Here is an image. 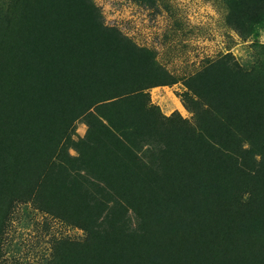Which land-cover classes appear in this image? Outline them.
Returning <instances> with one entry per match:
<instances>
[{
  "label": "trees",
  "instance_id": "16d2710c",
  "mask_svg": "<svg viewBox=\"0 0 264 264\" xmlns=\"http://www.w3.org/2000/svg\"><path fill=\"white\" fill-rule=\"evenodd\" d=\"M219 1L254 56L179 77L94 0H0V258L31 203L82 230L47 264H264V0ZM181 80L192 119L151 101Z\"/></svg>",
  "mask_w": 264,
  "mask_h": 264
},
{
  "label": "rangeland",
  "instance_id": "374dc122",
  "mask_svg": "<svg viewBox=\"0 0 264 264\" xmlns=\"http://www.w3.org/2000/svg\"><path fill=\"white\" fill-rule=\"evenodd\" d=\"M94 1L107 24L117 26L138 45L151 50L158 63L179 77L196 72L206 59L229 51L241 61L256 51L253 35L243 38L228 25L227 7L219 0H157L154 8L136 0ZM258 38L264 43V26L259 28ZM186 89L182 80L151 88V101L165 115L179 112L192 119L182 101ZM76 131L83 136L87 125L79 122ZM64 236L80 238L82 230L34 204L19 203L4 227L0 264H47L55 239Z\"/></svg>",
  "mask_w": 264,
  "mask_h": 264
}]
</instances>
